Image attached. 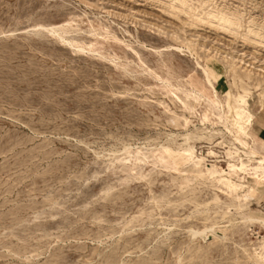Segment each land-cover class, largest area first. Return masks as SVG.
Wrapping results in <instances>:
<instances>
[{
  "label": "rangeland",
  "instance_id": "rangeland-1",
  "mask_svg": "<svg viewBox=\"0 0 264 264\" xmlns=\"http://www.w3.org/2000/svg\"><path fill=\"white\" fill-rule=\"evenodd\" d=\"M188 3L240 28L193 22L159 0H0V264H254L245 248L264 228L242 224L207 175L264 152V0ZM40 25H65L86 49ZM171 46L184 51H152ZM197 57L224 83L229 122L203 97L182 106L158 78L187 98L205 85ZM181 145L206 175L174 168L162 146ZM260 190L246 212L264 217ZM225 223L226 238L189 232Z\"/></svg>",
  "mask_w": 264,
  "mask_h": 264
},
{
  "label": "bare ground",
  "instance_id": "bare-ground-1",
  "mask_svg": "<svg viewBox=\"0 0 264 264\" xmlns=\"http://www.w3.org/2000/svg\"><path fill=\"white\" fill-rule=\"evenodd\" d=\"M163 5H166L170 9H173L178 14H184L189 20L195 22H203L208 23L212 26L216 27H222L228 29L230 32L235 33V31H238V28H240V23L229 16L228 14L222 12L221 10L218 11H210L206 13V16H201L197 13V10L190 9L188 0H159ZM67 25H70V22H67ZM65 25L62 27L59 26H43L40 25L39 27H43L47 29L48 31L54 32L57 35L60 36V38L69 46L77 48L79 51L86 49V47L78 42H74L72 39H67L64 36V33L68 32L65 30ZM38 27V29H39ZM251 34L260 35L258 31L254 29H250ZM264 39V35H260ZM254 40V39H253ZM176 46H171L167 48H153L152 51L155 53H163L164 51L169 50H178V51H184ZM184 49V48H183ZM196 63L198 68L202 70V72L205 75V85L201 89L199 86H195L192 84L193 89L190 93L187 94V98H182L180 93L184 91L183 87L174 85L172 80H168L162 77H158L167 87L174 88L172 89L173 96H175L184 107L189 106V102L194 100L198 101L202 97L205 98L207 102H209L210 105L214 106L215 108H218L223 115L220 116L222 119H226L227 122H229L228 114H226L225 111V102L221 100L219 90L217 87V84H219V87H223L224 83L219 80V76L217 74H214L210 71V69L202 65L200 63V59L197 57ZM196 71L191 75L190 78L194 76ZM216 72V71H215ZM191 80V79H190ZM234 100V96L232 98V101L227 102L228 105H232ZM234 118V120L237 121L239 128H238V134H244L247 138H251L249 134L250 129V123L246 122L243 119H240L237 117L235 111L234 114L231 116ZM249 123V124H248ZM232 132V130L230 129ZM177 134V133H176ZM175 137V136H173ZM172 138V137H171ZM189 138V135H187L186 139ZM236 139L244 146H247V142L244 139L236 137ZM156 148V147H155ZM162 149L164 153L169 157L170 159H175L176 166L175 169L180 168V164L188 165L192 164L193 166V172L198 175H206V172L203 169V158H199L196 155L195 147L194 146H179V147H172V146H162ZM253 154V156H249V153ZM247 156H249L248 160H245L243 158H240L238 162H229V167L227 169L222 168L221 170H218L217 167H213V169L209 170V174L207 175V178H211L215 181V186L217 187L218 191L228 196L230 199H232V202L237 210V212L242 216L243 220L240 221L242 224H259L264 228V217L260 215H251L246 212L247 209H249L250 206V200L252 198H256L259 194V188L261 185L264 184V152H258L256 150L246 151L244 152ZM140 154V153H139ZM138 154V155H139ZM174 156L176 158H174ZM255 156V157H254ZM162 160V159H161ZM165 162L164 160H162ZM171 161V160H170ZM256 163L255 166L252 164ZM229 169V171H228ZM241 174H248L251 175L253 178V185H250L248 182H246V177L241 176ZM233 175H237L239 177V181L233 178ZM251 209V208H250ZM238 223V222H237ZM232 225V223H230ZM230 224H213L211 226H207L202 230L197 229H190L189 232L191 233V236L193 240L198 239L201 237L202 239H208V237H217L218 234H224V238H226V228L230 227ZM252 249V250H251ZM245 251L253 260L254 264H264V240L261 242L259 246L251 247V248H245ZM181 256L179 257V261L181 262Z\"/></svg>",
  "mask_w": 264,
  "mask_h": 264
},
{
  "label": "crops",
  "instance_id": "crops-1",
  "mask_svg": "<svg viewBox=\"0 0 264 264\" xmlns=\"http://www.w3.org/2000/svg\"><path fill=\"white\" fill-rule=\"evenodd\" d=\"M260 187H264V184L263 185H261ZM261 193V190H260V188H259V194ZM259 194H258V196H259ZM257 196V197H258Z\"/></svg>",
  "mask_w": 264,
  "mask_h": 264
}]
</instances>
